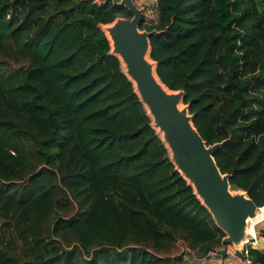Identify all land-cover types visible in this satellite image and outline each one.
<instances>
[{
    "label": "trees",
    "instance_id": "1",
    "mask_svg": "<svg viewBox=\"0 0 264 264\" xmlns=\"http://www.w3.org/2000/svg\"><path fill=\"white\" fill-rule=\"evenodd\" d=\"M155 8L140 29L162 31L158 78L264 206V0ZM131 16L110 0H0V264H184L179 243L201 264L232 247L110 53L100 24Z\"/></svg>",
    "mask_w": 264,
    "mask_h": 264
},
{
    "label": "water",
    "instance_id": "2",
    "mask_svg": "<svg viewBox=\"0 0 264 264\" xmlns=\"http://www.w3.org/2000/svg\"><path fill=\"white\" fill-rule=\"evenodd\" d=\"M110 1L132 14L130 18L116 17L105 28L100 26L107 33L110 53L117 56L124 74L133 83L175 169L192 186L217 227L224 232L222 243L241 251L249 221L257 216L256 204L245 191L230 185L227 173L220 172L214 152L223 142L207 144L192 122L188 105H181L184 92L171 91L158 78L155 62L149 56L150 37L162 31L140 29L144 11L133 0Z\"/></svg>",
    "mask_w": 264,
    "mask_h": 264
},
{
    "label": "rangeland",
    "instance_id": "3",
    "mask_svg": "<svg viewBox=\"0 0 264 264\" xmlns=\"http://www.w3.org/2000/svg\"><path fill=\"white\" fill-rule=\"evenodd\" d=\"M134 2L137 4L138 7L143 8L144 21H148L156 17V8H155L156 0H134ZM109 23H101L100 26L102 25L105 28L106 25ZM181 105L185 106L184 104H181ZM193 194L196 196L194 192ZM196 198L199 200L197 196ZM178 252H180L183 255L184 264H199L198 259L194 255V253L187 250L184 247V245L181 243H179ZM236 252H239V251H237L233 246L230 248L228 247L226 249V253H227L226 255L222 254L221 256H219V258L215 259V261L213 262H202L201 264H249L246 259L241 258V255H237Z\"/></svg>",
    "mask_w": 264,
    "mask_h": 264
},
{
    "label": "built area",
    "instance_id": "4",
    "mask_svg": "<svg viewBox=\"0 0 264 264\" xmlns=\"http://www.w3.org/2000/svg\"><path fill=\"white\" fill-rule=\"evenodd\" d=\"M243 248L239 252L247 254L248 248L264 251V206L257 207V216L249 221V231L242 240ZM249 264H252L247 260Z\"/></svg>",
    "mask_w": 264,
    "mask_h": 264
},
{
    "label": "flooded vegetation",
    "instance_id": "5",
    "mask_svg": "<svg viewBox=\"0 0 264 264\" xmlns=\"http://www.w3.org/2000/svg\"><path fill=\"white\" fill-rule=\"evenodd\" d=\"M133 2H134V0H133ZM135 3V2H134ZM136 4V3H135ZM137 5V4H136Z\"/></svg>",
    "mask_w": 264,
    "mask_h": 264
}]
</instances>
